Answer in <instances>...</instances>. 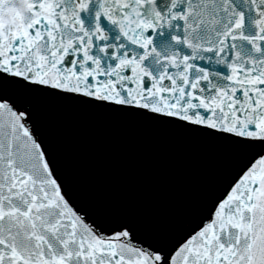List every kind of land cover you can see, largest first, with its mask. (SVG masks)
Returning <instances> with one entry per match:
<instances>
[{"label": "snow or ice", "instance_id": "snow-or-ice-1", "mask_svg": "<svg viewBox=\"0 0 264 264\" xmlns=\"http://www.w3.org/2000/svg\"><path fill=\"white\" fill-rule=\"evenodd\" d=\"M50 99L245 159L179 238L99 221L38 120ZM0 264H264V0H0Z\"/></svg>", "mask_w": 264, "mask_h": 264}]
</instances>
